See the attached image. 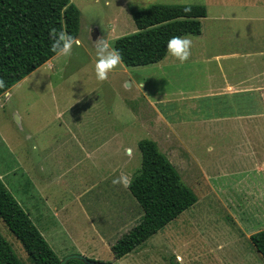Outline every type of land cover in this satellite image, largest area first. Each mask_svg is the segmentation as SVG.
Segmentation results:
<instances>
[{
	"label": "rangeland",
	"instance_id": "1",
	"mask_svg": "<svg viewBox=\"0 0 264 264\" xmlns=\"http://www.w3.org/2000/svg\"><path fill=\"white\" fill-rule=\"evenodd\" d=\"M242 1L222 5L217 0H71L81 13L75 39L79 45L74 44L68 56H54L0 97V179L21 205L25 204L21 182L28 179L21 168L22 155L33 154L23 127L38 130L35 138L50 137L56 128L41 130L38 119L54 115L57 107L74 105L79 141L88 138L96 146L109 137L110 149L99 145L90 157L72 137L67 141L70 151L57 153L63 177L49 185L46 202L59 214L35 217L34 222L61 258L75 253L106 264H264L250 239L264 228V215L253 214L256 209L247 194L251 188L262 195L259 199L264 197V167L253 156H264V118L212 119L245 105L238 98L197 96L205 78L204 63L171 65L169 52L147 65L127 66L121 61L103 81L94 72L98 39L114 48L117 38L138 30L133 9L153 3L203 4L211 16L230 15ZM227 23L235 31L240 27ZM204 24L205 29L215 27L213 20ZM191 91L196 96L188 97ZM143 138L157 142L197 202L136 249L116 258L112 245L139 221L142 208L128 184L111 181L122 173L130 181L141 167L138 142ZM125 147L130 154H125ZM199 161L214 173L210 180L201 175ZM47 162L46 174L52 169ZM102 211L113 213V225ZM118 211L124 218L114 215ZM0 231L22 264H33L1 217Z\"/></svg>",
	"mask_w": 264,
	"mask_h": 264
},
{
	"label": "trees",
	"instance_id": "2",
	"mask_svg": "<svg viewBox=\"0 0 264 264\" xmlns=\"http://www.w3.org/2000/svg\"><path fill=\"white\" fill-rule=\"evenodd\" d=\"M187 6L190 12H183ZM137 31L115 40L127 66L161 61L173 36L200 34L207 16L203 4L153 3L132 10ZM80 10L71 0H0V97L16 83L45 64L56 54L50 50L49 29L64 31L75 39L80 31ZM142 165L128 183V189L142 208L139 221L112 245L116 258L127 255L163 229L197 202L194 191L160 150L153 139L138 142ZM0 217L22 243L33 264H60L55 252L29 213L0 179ZM264 257V228L250 235ZM0 264H22L0 231ZM66 264H86L71 259Z\"/></svg>",
	"mask_w": 264,
	"mask_h": 264
},
{
	"label": "crops",
	"instance_id": "3",
	"mask_svg": "<svg viewBox=\"0 0 264 264\" xmlns=\"http://www.w3.org/2000/svg\"><path fill=\"white\" fill-rule=\"evenodd\" d=\"M217 1L222 5H227L229 0ZM206 20H213L215 27L205 29L204 22ZM230 21L240 24L237 31L227 25V22ZM189 38L192 43L190 54L185 61L202 62L205 65V78L201 83L197 96L226 97L232 100L238 98L239 103L245 105V107L236 108L225 114L216 115L212 119L229 122L264 118V0H243L239 3L237 11L230 15H226L225 12L221 15L211 16L207 10V16L202 19L201 33L189 34ZM53 58L47 62H50ZM178 62L180 61L169 53V63L174 65ZM188 93L190 94L188 97L196 96L192 91ZM8 94H10V90L6 92V95ZM45 105L47 104L45 103ZM69 107L71 105L64 107L63 110L57 107L54 115L42 116L38 119L39 125L37 126H39V129L43 130L51 126L56 128L52 131L50 137L35 138L36 133L38 135L40 133L38 130L35 131L32 126H29L31 128L28 126L22 128L25 133V141L30 142L28 150L33 153L30 155L23 153L22 155L21 168L28 176V179H23L20 186L22 193L24 192L23 199L25 201L22 206L33 221L35 217L44 218L45 216L50 217L59 214L51 209L46 201L49 199L47 198L50 192L49 185L59 182L63 177L61 168L58 166L57 153L65 150L70 151L67 148H71V145L67 143L68 137H72L76 141L75 145L79 143L80 149L86 152L88 157L92 156L93 153H97L95 151H98L99 145L103 150L109 141L108 137L107 140L96 146H93L92 140H88V138L79 141L76 128L77 115L72 111L74 105L71 108ZM226 131L232 132L233 129L226 128ZM62 134L63 136L59 138L58 135ZM42 140H44L43 143ZM57 146H59L58 149H56ZM109 149L106 145V150ZM253 156L259 162V167H264V156L258 158V153H253ZM47 161L52 165V169L49 170L48 174L45 173ZM198 167L204 178L210 180L214 176V173L201 166L200 161ZM98 191L101 190L98 189ZM247 194L252 196L250 204H253L254 209H256L253 214L264 215V197L259 199L262 195L254 192L251 188L247 190ZM107 213L109 212L104 213L102 211L101 214L106 216ZM112 215L113 213L107 215L110 226L113 225V220L110 219ZM114 215L123 217L124 212L118 211ZM35 222L44 234L37 220ZM121 222L122 219L118 218L116 226L120 227ZM103 223L106 225V221H103ZM51 229L52 226L45 231ZM105 236L106 233L102 232V238L106 240Z\"/></svg>",
	"mask_w": 264,
	"mask_h": 264
},
{
	"label": "clouds",
	"instance_id": "4",
	"mask_svg": "<svg viewBox=\"0 0 264 264\" xmlns=\"http://www.w3.org/2000/svg\"><path fill=\"white\" fill-rule=\"evenodd\" d=\"M187 13L191 11L190 7L185 6L182 9ZM49 36L51 38L50 50L56 55L68 56L71 54L73 45H79V41L75 40L70 34L64 31L57 32L56 29H49ZM191 39L187 36H173L169 38L166 44L167 51L181 63H183L190 54ZM97 60L94 66L95 78L98 81L107 79L108 73L116 68L121 63V55L117 49L111 48L106 40H97L96 44ZM3 87V81L0 80V88ZM125 154H130L131 149L125 147ZM113 184H121L127 186L128 177L123 173L116 176L111 181ZM179 260L180 258L177 257Z\"/></svg>",
	"mask_w": 264,
	"mask_h": 264
},
{
	"label": "water",
	"instance_id": "5",
	"mask_svg": "<svg viewBox=\"0 0 264 264\" xmlns=\"http://www.w3.org/2000/svg\"><path fill=\"white\" fill-rule=\"evenodd\" d=\"M71 259H80L84 261L86 264H106L103 262L91 260L83 254H75V253L66 255L65 257L61 258L60 264H66Z\"/></svg>",
	"mask_w": 264,
	"mask_h": 264
}]
</instances>
